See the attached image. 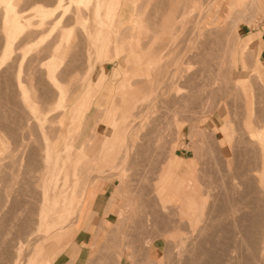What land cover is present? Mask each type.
Returning a JSON list of instances; mask_svg holds the SVG:
<instances>
[{"label": "rangeland", "instance_id": "obj_1", "mask_svg": "<svg viewBox=\"0 0 264 264\" xmlns=\"http://www.w3.org/2000/svg\"><path fill=\"white\" fill-rule=\"evenodd\" d=\"M21 1L19 10L25 9L23 14L31 25L16 43L7 66L0 68V264H33L36 258L43 259L44 264H53L48 254V241L54 238L61 247L62 241L57 237L66 239L75 235L77 221L83 216L86 205L84 200L76 219L69 222V229L62 232L60 226V229L49 232L39 229L40 218H43L39 215L41 209L49 215L48 221L52 223L62 215L65 200L71 199L75 183V150L66 151L64 146L69 142L81 148V137L77 141L72 139L69 123L66 124L65 136L61 142L58 141L60 144L56 149L62 157V165L56 173L54 188L49 192V201L43 208L38 181L42 153L38 152L43 147L44 137L38 123L31 118L25 105H21L15 81L22 54L26 57L21 79L32 98H40L36 99L38 101L42 99L43 88L48 87L44 64L50 56L60 61L57 77L61 87L65 85V90L68 88L74 93L69 100L70 106L81 97L84 86L80 84L90 67L91 92L80 108L85 109L83 114L87 122L82 138L98 135L95 123L102 122V111L105 115L113 105L120 107L119 110L121 107L125 109L118 90L130 96L134 104L115 165L82 169L84 172L91 169L93 173L89 184L92 186L90 203L98 194L95 204L89 203L90 215L83 229L86 232L82 236L87 244L81 248L72 238L55 264H72V257L78 252L81 253L78 261L82 264H264L259 255L260 240H264V176L262 179L258 170L259 154L253 146L258 145L260 138L250 134L249 138L254 140L252 145L244 131V122L249 118L246 108L249 101L256 117L263 118V86L254 76L263 71L258 69L259 65L254 60L253 48L241 47L236 40L239 23L251 24L255 17L264 18L260 12L261 0H258L259 7L253 4V0H133L137 6L129 3L130 0H118L119 12L124 2L130 12L135 8L142 10V17H146L144 24L139 31H126L130 25L121 30L122 25L118 26V23L125 15L115 14L117 17L111 28L106 30L109 43L102 47L105 50L103 53L100 51L98 57L90 42L94 39L93 34L100 33L102 29L101 24L93 22L91 12L85 14L88 19L84 23L86 25L72 27L75 36L67 46L60 38L71 28L72 21L69 20L74 18L72 14L62 27L60 37L56 35L58 42L56 36H51L47 39L50 41L48 44L29 50L30 44L45 35L54 22L47 19L37 25L38 17L33 16L30 8L40 2L50 7L55 0ZM6 2L0 0V11ZM170 5L174 6L171 11ZM87 30L93 33L90 39ZM58 31L56 29L54 33ZM130 36L131 43H127ZM2 39L0 35V44ZM127 45L130 52L120 48ZM148 49L153 57L159 58V63L146 79L141 75L138 58L140 50L147 52ZM236 57L241 60H236ZM127 65L129 71L125 69ZM245 78L255 83L254 90L250 92L246 80V98L236 86V80ZM49 87V90L45 89L51 91L53 88ZM45 89L43 92L47 93ZM55 91H52V96ZM110 91L113 92L108 99ZM45 96L43 94V98ZM54 97L49 100L45 97L47 101L42 103V112L43 109H51ZM60 113L50 116L51 121L46 124L50 132L48 136L53 134L52 139L55 137L52 128L56 134L60 132V119L57 120ZM223 118L230 121L232 130L225 143L214 129L223 122ZM92 127L96 131H91ZM100 140L98 137L91 147L88 146V154L97 149ZM172 152L189 159V165L194 166L193 173L177 174L188 180L183 186L196 181L204 194L206 191L210 194L204 209L199 206L197 211L188 215V220H192L189 223L179 221L178 202L173 204L159 197V190L163 194L170 186L164 183L172 176ZM32 159L35 164L30 162ZM30 163L34 164L33 167ZM28 164L32 170L34 168L33 171ZM50 170L44 176L52 175ZM108 196L110 202L115 203L111 213L109 209L104 212ZM195 217L200 220L196 221ZM254 219L259 222H253ZM171 232L174 236L176 233L175 239ZM188 234L189 239H186ZM250 234L255 235L254 242L246 245L242 236L249 238ZM178 236L185 240L184 249L176 244ZM94 241L96 246L91 253Z\"/></svg>", "mask_w": 264, "mask_h": 264}, {"label": "bare ground", "instance_id": "obj_2", "mask_svg": "<svg viewBox=\"0 0 264 264\" xmlns=\"http://www.w3.org/2000/svg\"><path fill=\"white\" fill-rule=\"evenodd\" d=\"M38 1H40V0H38ZM117 1L118 0H55L54 5L50 6V7L45 6V4L42 3V2H40V4L34 3L36 5L32 4L34 6L33 7L30 6L31 7L30 9L33 12V16L36 15L38 17V21L36 23L37 25L43 24L47 19L48 20L52 19V20H54V22L51 24L50 29L48 30V32L45 35L38 37L35 41H33L30 44L29 50H32L34 48L39 49L42 44H48L50 41L48 42L47 39L49 37H51V36H54V38H55V36L58 35V37H60V35L62 33L61 32L62 27L64 28V24L66 22H68V18L72 14V16H74V18L69 20V21H72V25H70L71 28L68 30L67 34H62L61 38H60V39H62L64 41V44H66V46H67L69 44V41H71V39L75 36L74 35V28H72V27L79 28L81 25L86 23L88 19H86L87 16L85 14H90V12H91V14L93 15V16H91L92 19H93V22L96 23V25L97 24H101V29H102V31H100V33H98L96 35H94L91 30H89V31L87 30V32L90 33V36L88 34L89 39H90V37H92L91 35L93 34L94 39L90 43H91V46L93 47V49L96 50V54H97V57H98L99 54H100V51H101V53H103V51L105 50V48H102V47H107V44L109 43V38H108L109 35L106 34L107 33L106 30H108V28L109 29L111 28V25H112L113 21L117 17L113 13L114 8L118 4ZM133 2H134L133 0H130L129 3L137 6V4L133 3ZM21 3H22L21 0H7V2L5 3L4 7H2V9L0 11V33H1L0 35L3 38L2 39L3 40V42H2L3 44L1 43L2 46L0 48V50H1L0 51V68L3 67L4 65H6L7 62L11 59V57H12V55L14 53V50H15L16 43H18L19 40L21 39V37H23V35L25 34V31L27 30V27L31 25L30 20H26L24 14H23L25 9H24V11L19 10L20 7H21ZM253 4H255V6L259 7L258 0H253ZM170 6H172V7L169 8V11H171L170 9L174 8L173 5H170ZM161 7H163V6L161 5ZM141 9H142V7H141ZM135 10H134L135 13H134L133 10L130 12L131 14L129 15V17L128 16H123V20L124 21L123 20L119 21L118 26L122 25V29L121 30L125 29L127 27L126 25H130V26L127 27V30H126V31L129 30L130 32L132 30H135V29L137 31H139L142 28V25L144 24V18H146V17H144V18L142 17V15H141L142 14V10H139V9H136V8H135ZM102 13H104V14H102ZM75 16H76V18H75ZM215 16H216V14H215ZM47 24H48V22H47ZM84 25H86V24H84ZM56 29L59 30L57 34L54 33ZM77 30H79V29H77ZM117 30L121 31L119 27H117ZM93 32H94V30H93ZM53 34H55V35H53ZM58 37L56 36V40H57L56 42H58ZM130 39H132V36H130L127 39L128 40L127 43H131ZM139 40H141V38ZM40 42H41V44H39ZM136 43H137V41H136ZM115 46H116L117 49H119V45L118 44H116ZM140 46H142L141 43H140ZM51 48H53V47H51ZM101 48H102V50H101ZM120 48H123L126 52H130V49H129L128 45L127 46H121ZM29 50H28V52H29ZM149 52H150L149 49H148L147 52L146 51L143 52V50H140L139 51V58H138L139 61H140L141 75L144 76V78H146V79L149 78L150 71H152L154 69L155 65L157 63H159L158 62L159 58L158 57L157 58L153 57ZM22 55L23 56L20 59L19 66H17L18 69H17L16 75H15V78H16L15 81H16V86H17V90H18V98H19V101H20L21 105L22 104L25 105L26 109L30 113L31 118L34 119L38 123V125L40 127L41 134L44 137L43 143H42L43 145H41V147L42 146L43 147L42 148L40 147L41 149L37 148V149H40L42 151L41 152V151L38 150L39 154L42 153V154H40V156L42 155L41 156L42 158H39L41 160L40 161L41 162L40 163V166H41L40 170L41 171L39 170L38 181H39L40 188L42 189L43 208H44L45 202L49 201V192H50L51 189L54 188V182H55V179H56V173L58 172L59 168L62 165V157H61V155L59 153L56 152V149L58 148V146L60 144V143L58 144V141L61 142L63 140V137L65 136L64 128H65L66 124L69 123V126H70L69 127V135L72 137V139L76 140L78 137H81V148H76L75 145H73V143H69V142H67L66 145L64 146L66 151H69V150H72V149L75 150L74 151V160H73L74 161V163H73V166H74V171H73L74 178L73 179H74L75 183H74V186H73L71 199L68 200V201L65 200V204L63 206V213H62V215H60L58 217V219L55 222L49 223V221H48L49 215L46 214L45 210L41 209L40 213H39V215L43 216V218L42 217L40 218L41 219V221L39 223V229L40 230L44 229L46 232H49V231H53V229L58 228L60 226L61 229L60 228H58V229H60V232H62L64 230L69 229V225H70L69 222L73 218L76 219V217L78 216V214H79V212L81 210V207H82V203L84 202L85 196L87 194V190H88V187H89V184H90V180H91L90 179L91 178V174H93V173H92L91 169H88L85 172L82 171V169L84 167H85V169L86 168H90L91 166L92 167H96V166H98V167H113L115 165V163L117 161V158H118L117 157V153L119 151L118 149L120 147H122V145L124 143V137L126 135V130H127V126L126 125L129 124L128 121L131 118V115H132L131 114V110H132L134 104L132 105V99H131L130 96L128 97L125 94V92H123L122 90H118V92L122 94V95H120V99L124 102V104L126 106L125 109H123L121 107V110H119L120 107L118 108L117 105L116 106L113 105V106H111V108L108 110V112L105 115H104V112L101 110L102 111V115H101L102 116L101 117L102 122L100 124L99 123H95L96 126L98 125V131H99L98 135H96V137H94V134H93V138H91L92 137L91 135H90V137L86 136L85 138H82L83 131H84V128H86L85 126L87 125V122H86V117L83 114L85 109H80V108H81L82 104L85 102L86 97L88 96V94L91 92L90 91V89H91L90 82L92 80H91V78H89V74H90V72H89L90 69L89 68L90 67H88V72L85 74V76L83 77V79L81 81V84H80L81 87L84 86V91H83L81 97L78 100H76V102L72 106H70L69 100L73 97L74 93L71 92L70 89L67 90L68 88L66 90L64 89V88H66V86L64 85L65 83L62 84V86L64 85L63 86L64 88L61 87V82L58 80V77H57V74L59 73L58 72V68L60 67L59 66L60 65V61L58 59H56L55 56H50L47 59L46 63L44 64V69H45V73H46L45 74V78L47 80L46 82H48V87L50 86L49 88L52 87L54 90H56L55 91L56 94L52 96V94L54 92L53 89H51V91H47V90H49L48 87L47 88L45 87L47 90L45 88H43V90L45 89V92H47V93H44L43 90H42L41 93H43L44 96L46 95L45 97L46 98L48 97L47 98L48 100L50 99V97L51 98L54 97V96L55 97L53 99L54 101L51 102V105H52V106L50 105L51 109L47 110V108H46V110L43 109L44 112H42V110H40V108L42 109V103L43 102L46 103L47 100H45V97L43 98V94H42V96L40 94V96L43 99V101H41L42 99L40 101H38L40 99L39 97L36 98L38 100L33 99L32 96L30 95L29 89H27V87H25L26 85L23 83V81L21 79L22 78V70H23L22 69V65H23V61H24V59L26 57L24 54H22ZM56 60L59 61L58 64H57ZM125 69L127 71H129V65H127L125 67ZM122 70H123V67H122ZM85 71H86V68H85ZM121 81H122V83L125 86H127L126 83L123 80H121ZM153 82L154 81H152V83ZM67 84H69V83H67ZM133 84L134 83H132V85ZM127 89H131V88L127 87ZM112 92L113 91L109 92L108 99L111 97ZM71 94H73V95H71ZM105 101H106V99H105ZM101 102L103 103V100ZM39 104H41L40 105L41 107H39ZM89 107H90V105H89ZM48 109H49V107H48ZM59 111L61 112L60 113V118H58L57 120L60 119L59 123L61 124V126H60L61 128H60V132H58L59 136H58V134H56L57 132L52 130L53 129L52 127H51L52 129L50 128L51 131H53L55 133L54 136L55 137L58 136L56 138L53 137L54 139H52L50 137L53 134L50 137L48 136V134L50 132L48 131L49 128L46 127V124L48 123V120H50L49 119V118H51L50 116L56 114ZM225 125H226V128L230 132V135H231L232 130H231V127H230V121H228V119L226 120ZM94 129L95 128L92 127L91 131H94ZM73 131H74V135L72 136V132ZM95 131H96V129H95ZM98 137H101V140H100V143H99L97 149L93 150L90 154H88V146L91 147L92 144L94 143V140L96 141ZM31 158H29V159H31ZM33 159L30 162H33ZM34 164H31V166L33 167ZM28 166H29V164H28ZM51 166L53 167L52 170H50ZM29 168L31 169L30 166H29ZM38 169H39V167H37V170ZM33 170H34V168H33ZM37 170H36V172H37ZM49 170L52 173V175L44 176L45 174H48ZM180 172H183V174L193 173L194 172V166L189 165V163L187 162L186 164H184V167L181 169ZM109 174L113 175V173H110V172H109ZM260 174H261V178H262L264 176V170ZM187 181L188 180H186L184 177H182L180 175H177V176H175V178H174L173 182L170 184V186L165 190V192H163V194L161 193V190H159V197L161 199H163V200H165L167 202L173 203V204L175 202H178L180 204V205L178 204L179 206L177 207L178 209L176 208L177 209L176 211H177L178 216L180 217L179 221L181 223L183 221H185V222L187 221L188 223L192 222V220L191 221L188 220V215L190 213H192V212L197 211L199 206H201L204 209L205 208V204H206V200H207V196H210V194L208 195V193H207L209 191H206V194H204L205 191H203L204 193L202 192L203 189H201V187L198 185V183L196 181H194V183H189L188 182L187 186H183V184L186 183ZM262 194H263V192H262ZM261 198H262V196H261ZM165 208H167V207H165ZM165 208H162V209H165ZM202 211L203 210H201V212ZM201 212H200V214H201ZM51 213H53V211H51ZM174 214H175V212H174ZM200 214L196 215V216L200 217ZM197 217H195V219ZM176 218H178V217H176ZM191 219H192V217H191ZM197 220H200V219H196V221ZM255 220L257 221V219H254L253 222H256ZM38 222H39V219H38ZM257 222H259V221H257ZM256 225H257V223H256ZM193 226H194V223H193ZM192 227L190 228L191 230H192ZM177 229H179V227ZM174 231H176V228L174 229ZM198 231H199V229H198ZM250 231H251V229H250ZM60 232H59V234H60ZM255 233H253V234H255ZM55 234H57V233H55ZM55 234H53V235H55ZM174 234H175V236L172 233V235H173L172 238L174 237L173 239L176 238V233H174ZM244 234H246V233H244ZM190 235H192V234H190ZM246 235H248V233ZM246 235L242 236V237H244L242 240H244V242H246V245L252 244L254 242V236L255 235L250 234L251 236L249 235V238ZM74 236L75 235H73V236L70 235L66 239H63L65 237H60V238L57 237L56 239H60L62 241V246L61 247H58V245L55 242L54 238L48 241V243H49L48 254H49L53 264L56 263L57 258L62 254V252H64V250L67 248V246L69 245L71 239L74 238ZM185 238L189 239V234ZM64 240H65V242H64ZM177 241H178V243H176V244H178V245L180 244L182 247L185 244V240L183 238H180L179 236H178V240ZM260 241H262V245H260L261 248H259L260 249L259 255H260L261 258L264 259V240H260ZM174 243L175 242H173V245H174ZM176 244L174 245L175 247H177ZM95 246L96 245H95V241H94L93 245H92V248H91V251H90L91 253L94 251ZM183 249H184V247H183ZM220 249H221V247H220ZM231 252H233V251H231ZM133 253H134V251H133ZM79 254L80 253L78 252L72 257V260H71L72 264H75L77 262ZM126 254H127V252H126ZM130 254H131V250H130ZM259 255H258V257H259ZM222 256H224V255H222ZM223 259H225V258H223ZM254 259H255V257H254ZM226 260H228V259H226ZM229 261L231 262L232 260H229ZM260 262H258V263H260ZM32 263L33 264H44V261L41 258H36ZM216 263L217 262H215V264ZM217 264H220V263H217ZM221 264H223V263H221Z\"/></svg>", "mask_w": 264, "mask_h": 264}, {"label": "crops", "instance_id": "obj_3", "mask_svg": "<svg viewBox=\"0 0 264 264\" xmlns=\"http://www.w3.org/2000/svg\"><path fill=\"white\" fill-rule=\"evenodd\" d=\"M124 2V1H123ZM262 3V8H261V13L263 12L264 14V0H261ZM122 9L119 12V6H116L114 8L113 13L114 14H118L117 12L120 13V15L122 16V14H124L125 16H128V14L130 13L129 9H128V5L127 3H123L122 4ZM236 40H237V45L239 46H249L251 48H253V56H254V60L255 62H257V66L259 65L260 71H263L262 73H258V74H254V76L256 77V81L259 82V84H261L262 87V93H263V97H264V18H256L253 19V22L251 24H246V23H239L238 27H237V32H236ZM236 57V60H238ZM241 59L239 58V61ZM244 61H246V57L244 58ZM243 63V62H242ZM256 66V65H255ZM103 71H106L105 69H103ZM100 77V76H98ZM246 78L245 79H239L236 80V86L241 90V92L243 93L244 97L245 96V86L247 85L246 82ZM248 87H249V91L252 92L254 90V80L252 79H248ZM247 87V88H248ZM249 105L246 106L247 108V112H248V116L249 118L247 120H245L244 125H245V132L247 134L248 139L251 141V144L253 145V141L252 139L249 138L250 134H253L255 136H259L260 138V142L258 141V145H253L256 150L258 151L259 154V171L262 172L264 170V112H263V118L260 119L258 117H256L255 115V111H253V107H251L250 105V101L248 103ZM252 110V112H251ZM252 114V120L250 119V115ZM227 118H223V122L219 125V126H214V129L220 133L222 141L225 143L226 142V138L227 137H231L230 132L227 130L225 122H226ZM189 133V131H188ZM187 133V135H188ZM193 157H194V153H193ZM171 160H172V165H171V170H172V176L171 178H167L165 180V185L168 186L170 185L175 176L177 174H179V172L181 171V169L183 168L184 164L187 163V161H189V159L181 157L176 155L175 153L172 152L171 154ZM96 182V181H94ZM92 186H90L88 188L87 194L85 196V211L83 216L81 217V219H79L77 221V229L75 228V236H74V240L76 241V243L80 244V247H83V244H87L85 243V238H83L82 234H84L86 231L83 230L86 228L85 223H87L86 219L88 218L87 216L90 215L89 213V203H90V199H91V189ZM111 194V193H110ZM98 196L95 195L94 196V200L92 199L91 204H95V199ZM110 196H108V199L106 201V206L104 208V212H106L107 209H109V212L111 213L112 209H113V205L115 203H111V199H109ZM92 205V206H93ZM93 208V207H92ZM79 247V248H80ZM79 251H81V249H79ZM80 253V252H79ZM81 254V253H80ZM78 259H80V255L78 257ZM79 264H82L81 261H78Z\"/></svg>", "mask_w": 264, "mask_h": 264}]
</instances>
